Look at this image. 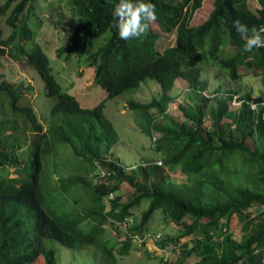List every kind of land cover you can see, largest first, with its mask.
Here are the masks:
<instances>
[{
  "label": "trees",
  "instance_id": "16d2710c",
  "mask_svg": "<svg viewBox=\"0 0 264 264\" xmlns=\"http://www.w3.org/2000/svg\"><path fill=\"white\" fill-rule=\"evenodd\" d=\"M205 1L153 0L159 31L176 32L175 45L161 52V34L151 22L142 39L119 37L111 15L117 0H71L78 20L70 44L56 53L65 61L76 55L93 68L94 84L107 95L93 108L82 107L53 74L29 26L38 0H6L0 6L11 30L5 38L0 27V48L25 58L43 81L44 97L53 101L44 127L36 110L23 103L25 92L0 74V264H61L63 252L90 249L107 260L104 264H120L134 243L120 223L132 220L130 232L144 235L157 210L163 224L180 226L176 237L160 234V247L192 237L179 256L174 250L176 257L161 258L162 264H189L193 256L192 264H264V93L249 92L233 108L237 92L215 91L196 105L182 101L186 122L167 115L178 80L197 94L207 90L203 67H217L234 81L243 77L241 68L264 79V47L244 52L246 37L233 25L239 19L249 29L264 28V0H257L256 12L249 0H212L206 18ZM148 78L161 86V95L149 103L129 99L128 107L144 116L146 134H158L154 149L162 165L128 167L110 158L119 135L105 114L106 102L135 92ZM67 147L72 156L59 159ZM173 169L185 182L169 180ZM123 183L134 189L124 202ZM144 201L148 206L135 220L133 210ZM108 227L122 240L107 239Z\"/></svg>",
  "mask_w": 264,
  "mask_h": 264
},
{
  "label": "rangeland",
  "instance_id": "374dc122",
  "mask_svg": "<svg viewBox=\"0 0 264 264\" xmlns=\"http://www.w3.org/2000/svg\"><path fill=\"white\" fill-rule=\"evenodd\" d=\"M6 0H0V6ZM71 0H38L34 16L29 22L30 28L36 32V39L41 44L42 49L48 55L53 74L57 81L61 84L64 91L76 96L81 106L84 108H93L107 98L106 92L99 85L94 84L95 73L93 68L86 65L85 60L78 59L75 55L71 60L65 61L58 58L56 49L62 45L70 44V37L73 26L77 22L78 17H74L71 13ZM249 8L256 12L260 8L257 0H249ZM59 6L60 10L59 9ZM58 7V8H57ZM213 9L212 0H206L202 8V13L207 15ZM198 15V14H197ZM196 15V16H197ZM42 22V24L40 23ZM155 30L159 31V25L156 21H151ZM0 27L4 35L7 37L11 30L6 22V15L1 13L0 7ZM158 41L159 51H163L168 47H172L176 43V32L161 33ZM103 42V40H102ZM234 52L235 48H230ZM228 54H226L227 56ZM243 77L239 81L231 80L225 73L221 72L217 67H203V80L208 82V88L202 94L193 92L186 80L180 79L172 90L173 102L170 105L167 115L174 118L180 123L186 122L179 105L183 101V105L198 104L201 96L209 97L215 91L223 94L233 92L236 98L242 97L251 92L254 97H259L264 93L263 74L247 68L240 69ZM80 72H83L80 75ZM0 74L3 76L1 80L7 79L9 82L17 85L24 91L23 103L32 106L44 127L48 126L49 109L53 103L51 99L45 98L43 95V81L36 71L27 64L25 58L16 59L13 57L11 49L0 48ZM26 88H31L26 90ZM162 93L161 86L156 80L148 78L142 82L140 88L135 92H129L126 95L113 99H107L105 114L111 120L118 135L119 141L115 143L111 150L110 158L118 159L123 165L135 167L147 162H157L159 164V153L154 149L155 141L153 136L158 134L154 132L153 136L146 134L142 127L145 125V118L141 112H136L128 107V100L135 99L142 103H149L152 99L158 98ZM236 102H233L236 108ZM236 105V106H235ZM253 146H256L252 143ZM59 159L71 157V149L69 147L62 148L58 153ZM162 165V164H159ZM14 169L12 168V172ZM11 172V173H12ZM14 176V174L12 173ZM165 177L168 173H164ZM169 180L175 183L185 182V176L178 170L170 171ZM120 191L123 194V202L128 201L134 196L133 187L127 183H123ZM148 206V201H144L141 207L133 210L134 219L139 220L142 213ZM109 209V207H108ZM258 207L254 208L257 211ZM260 212H264V209ZM134 220V221H135ZM163 215L161 210H157L147 225V232L154 235L163 234L164 238L176 237L180 232V226L171 224H163ZM232 231L236 238L241 236V228L234 224ZM167 236V237H166ZM107 239L122 240L113 229L108 227L106 234ZM158 240L148 239L145 246L134 241L131 253L128 256L119 257L120 264H162L160 251L158 250ZM192 237H185L181 243H189ZM120 246V245H118ZM176 252V256L180 253ZM175 254V253H174ZM173 256V259L176 257ZM195 256L188 259V263L192 264ZM107 260L99 255L95 250L90 249L80 253L65 251L61 256V264H104ZM36 264H44L42 260Z\"/></svg>",
  "mask_w": 264,
  "mask_h": 264
},
{
  "label": "clouds",
  "instance_id": "9594fccd",
  "mask_svg": "<svg viewBox=\"0 0 264 264\" xmlns=\"http://www.w3.org/2000/svg\"><path fill=\"white\" fill-rule=\"evenodd\" d=\"M113 26L122 40L142 39L149 31L150 22L156 18V5L153 0H117L111 13ZM235 31L246 37L244 52L264 47V28L249 29L239 19L233 22ZM249 32L251 34H249Z\"/></svg>",
  "mask_w": 264,
  "mask_h": 264
},
{
  "label": "built area",
  "instance_id": "2783aa9c",
  "mask_svg": "<svg viewBox=\"0 0 264 264\" xmlns=\"http://www.w3.org/2000/svg\"><path fill=\"white\" fill-rule=\"evenodd\" d=\"M237 99V98H236ZM235 99V102H236ZM182 103V101H181ZM240 103H236V105H239ZM252 107H256L255 104H252ZM159 164H162V162H159ZM101 177H105L107 174L105 171L101 172ZM113 198V194H110L108 197V200ZM121 224V228L122 230H124V233H126L127 235H129L134 241L139 242L140 244L143 243H147L148 239H152V240H157L161 238V235H154L152 233H145L144 235H140V234H133L132 232H130V228L133 227V222L132 220L130 221H124ZM182 248V243H178L177 245L175 244H168L164 247H158V250L160 251V256L163 259L164 262H168L170 260H172L173 256H174V250H177L179 252V250H181Z\"/></svg>",
  "mask_w": 264,
  "mask_h": 264
}]
</instances>
